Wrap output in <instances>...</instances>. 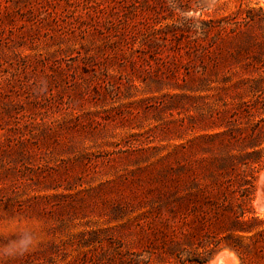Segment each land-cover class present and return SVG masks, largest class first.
<instances>
[{
  "label": "rangeland",
  "instance_id": "1",
  "mask_svg": "<svg viewBox=\"0 0 264 264\" xmlns=\"http://www.w3.org/2000/svg\"><path fill=\"white\" fill-rule=\"evenodd\" d=\"M249 104L264 0H0V264H242L228 244L264 226L236 231L202 173L264 126Z\"/></svg>",
  "mask_w": 264,
  "mask_h": 264
},
{
  "label": "trees",
  "instance_id": "2",
  "mask_svg": "<svg viewBox=\"0 0 264 264\" xmlns=\"http://www.w3.org/2000/svg\"><path fill=\"white\" fill-rule=\"evenodd\" d=\"M262 110H264V108L259 104H249L247 108H244L239 113L241 115H253ZM263 132V124L261 121H257L250 131L240 134L238 142L232 140H220L218 142L219 146H217L220 155L215 156V158L212 159V166L208 167L207 171L202 173L203 176L218 183V190L221 192V195L226 198L225 200L230 196L232 200L237 201L236 210L231 207H229V209L227 208V217L235 224V226L238 225L235 228L236 231L244 233H252L257 228L264 226V219L256 215L251 206L255 190L254 181L256 179V172L259 171V165L262 163L263 149L261 148V145L263 143V138L261 135L264 134ZM235 144H240L245 150H251L246 153V156H249L250 160L245 162L249 171H246L245 169L240 171L234 170L236 167L233 157L234 155H230L229 150ZM185 173L186 178H191V176L195 174L190 170H187ZM221 181H223L224 184H222ZM210 204L215 205L216 202H211ZM249 239V243H243L240 241L236 244L228 245L237 251L242 264H264V229L258 233H254ZM207 258H202V260L188 258L187 260L192 263L194 261L204 263L208 260Z\"/></svg>",
  "mask_w": 264,
  "mask_h": 264
},
{
  "label": "bare ground",
  "instance_id": "3",
  "mask_svg": "<svg viewBox=\"0 0 264 264\" xmlns=\"http://www.w3.org/2000/svg\"><path fill=\"white\" fill-rule=\"evenodd\" d=\"M263 177H264V173H263ZM262 197H263L262 201L260 202V204H258V207L259 209L264 210V195H262ZM232 256L235 257L236 255L234 256V254L231 253L230 251H223L210 264H220V262L231 260Z\"/></svg>",
  "mask_w": 264,
  "mask_h": 264
}]
</instances>
